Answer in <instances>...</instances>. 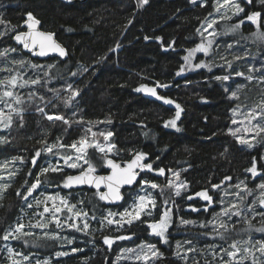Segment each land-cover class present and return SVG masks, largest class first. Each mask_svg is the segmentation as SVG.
<instances>
[{
	"label": "trees",
	"instance_id": "obj_1",
	"mask_svg": "<svg viewBox=\"0 0 264 264\" xmlns=\"http://www.w3.org/2000/svg\"><path fill=\"white\" fill-rule=\"evenodd\" d=\"M0 3V18L7 22L0 24V32H7L12 26L24 30L20 26L23 25L26 14L31 12L40 20V28L55 33V39L67 51V56L63 59L50 57L39 60L24 50L20 51L22 47L12 39L14 33L8 32L0 38V51L6 47H15L18 51L9 53L7 58L0 57V68L13 67L9 61L22 56L31 59L33 63L56 64L52 72L62 74L64 79H53L48 87L60 89L66 82L72 83L74 87L80 89V94L70 107H65L57 100L53 101L56 107L53 108L49 104L46 111L49 114H62L73 121L80 120L81 117L84 120L83 124L73 122L69 126L60 121L52 123L40 114L27 111L23 116V127L20 126V120H16L12 132L0 133V136L6 137L9 141L0 145V161L10 160L14 156H23L28 160L24 165L16 163L17 168L22 171L9 181L12 187L3 194V199H0L2 205L0 236L17 217L24 218L27 215V206L23 199L16 195V190L24 191L21 185L24 184L25 178L29 182L32 181V177H27V172L32 168L30 157L35 149L41 147L37 141L46 138L49 144H53L59 137L61 142L70 144L91 127L94 132L108 130L114 133L111 142L115 143L119 155L110 154V157L117 161L129 160L134 151H142L148 154V162L155 161L154 167L158 165L166 170L171 168L176 171L187 169L182 172L181 178L189 182V189L182 192L180 197H174L176 204L180 205V211L178 215L173 216L174 222L169 230L170 244H162L157 237L149 235L146 225L134 223L130 228L125 225L127 231L124 232H116L115 226L96 231L100 225L96 220H90L92 235L74 230L63 231L53 225L46 230H32L37 235L43 231H55L62 237H74L72 245L63 241L44 240L33 244L32 238H26L29 240L28 244L23 240L12 239L8 245L16 252H23L32 258L38 256L50 260L51 264H134L133 261L116 263L115 260L122 249L149 242L155 243L164 254L161 263L157 264H185L183 259L174 255L176 240L182 238L183 242L190 240L197 249H203V254L200 251L189 253L187 264H193L194 260L199 264H205L206 261L214 264L216 258L213 259L212 253L205 245L227 248L231 240L222 241L218 237L204 235L211 231V226L201 228L199 223L211 219L212 209L208 213L192 212L188 208L189 204L201 207L203 203L198 199L187 201L186 196L205 187L210 189V194L216 196L217 191L211 190L209 181L218 184L225 176L232 177V180L225 181L224 185H235L244 181L248 188L254 191L256 185L264 182V160L260 159L264 156V151L261 143L248 148L237 143L229 134L228 129L232 127L231 109L239 101L229 99L228 93L224 91V87L229 86L230 82L221 83L214 79L216 75L225 74L223 71L201 68L176 75L185 63L183 57L187 50L200 42L196 29L209 16V12L213 11L211 4L200 7V2L193 4L191 0H148V3L142 6L137 0H75L72 4H64L57 0H0ZM250 9L264 11L260 2L255 0ZM247 28L249 26L244 25L239 30L244 37L249 32ZM249 29L251 32L255 30L254 26ZM239 33L225 35L223 40L239 39ZM145 36L150 39L145 40ZM156 37L160 39L157 40ZM252 43L257 46L255 55L262 60L264 42L255 39ZM236 65L239 66V63ZM82 67H87L88 71L79 74ZM20 71H26L27 76L33 75L31 69ZM71 72H78V75L72 77ZM157 82L169 85L167 88H157V92L179 103L183 108L177 121L179 131L165 127V122L175 115L174 104H163L162 101L135 91L141 84L155 87ZM243 84L247 87L241 93V98L247 94L253 101H258L259 86L256 82ZM33 90L44 95L46 100L52 97V92L40 86L26 87L20 92L27 98V93ZM61 95L66 96L68 93L62 92ZM33 102L44 105L38 99ZM73 113L76 115L73 116ZM106 119H110L111 123H87ZM54 151L63 154L66 150ZM88 155L97 166V173H105V167L101 166L102 162L99 159L101 154L89 149ZM56 157L48 153L42 154L37 167L32 169L33 173L38 171L39 166H47L49 162L55 163ZM253 157L257 158L260 175L251 179L245 169L251 166ZM64 171L67 174L78 172L68 168ZM59 175L49 174L50 177L57 179ZM142 175L157 183H165L155 173L146 172ZM137 188L135 185L123 192L125 199L121 205L130 204ZM41 192L45 194L59 192L62 196H68L71 203L84 200V205L77 206L84 207L90 217L95 213L97 220L102 214L106 215L108 209L112 211L123 209L119 206L104 205L94 195L95 191L88 189L68 190L53 183L42 186L34 195L39 197ZM153 194L159 205L161 202L159 192L154 190ZM90 200L96 205L95 209L88 203ZM257 210L261 209L257 206ZM179 217L197 223L180 227ZM235 219L234 217L233 220ZM23 221L27 219L24 218ZM258 221L259 217L253 221L257 227ZM245 228L246 225L243 223L238 224L232 238L248 239L247 232L243 231ZM132 233L135 235L131 240L116 241L110 250L103 244V235ZM251 235L254 239L264 238V233L260 232L253 231ZM72 247L82 251L72 253ZM57 252H69V255L58 257ZM216 252H219V248ZM7 259L6 242L0 239V264H7Z\"/></svg>",
	"mask_w": 264,
	"mask_h": 264
},
{
	"label": "snow or ice",
	"instance_id": "obj_2",
	"mask_svg": "<svg viewBox=\"0 0 264 264\" xmlns=\"http://www.w3.org/2000/svg\"><path fill=\"white\" fill-rule=\"evenodd\" d=\"M193 4L197 3V0H191ZM260 5L264 8V0H259ZM140 5L148 3V0H139ZM211 4L213 9L209 12V16L205 18L204 22L196 32L199 34L201 40L195 47L187 50V55L183 57L185 65L188 68H208L211 71L214 66L213 61L205 62L201 60L199 63L193 64V59L197 53H202L204 56L214 55L217 50L221 48L219 38L229 34H236L239 32L242 26L246 23L254 26L255 30L250 33V36L258 41L264 42V11H246V6H253V0H200V7H207ZM235 18V21L233 22ZM224 23L223 28L218 26ZM7 23L0 18V24ZM131 23V21H129ZM40 20L37 19L31 12L26 14V19L21 25V28L26 30H18L17 26H12L7 32H0V38L7 35L8 32L14 33L12 39L16 41L22 48L20 51L27 50L32 56L47 57L50 53H56L59 57L63 58L67 56L66 49L57 42L55 39V33L51 31H44L40 28ZM145 40L150 37L145 36ZM159 40V37H156ZM246 39L243 33H240L239 39L234 40L233 43L224 44V51L233 49L240 43V40ZM174 43V41H173ZM119 44H117V48ZM113 49H110L112 51ZM15 47H6L0 51V57L7 58L9 53L17 52ZM232 59L229 60L227 56L221 54L220 59L224 62L220 67L223 69H232L234 61L244 59L248 56V52L245 51L243 55L230 53ZM9 63L13 67L0 68V72H7L9 75L0 79V127L11 128L13 124V116L19 117L20 126L23 127V116L26 109L22 106L25 104V99L16 91L17 88H26L30 86L44 87L48 92H52L53 96L46 100L45 96L39 94L37 91H29L27 93V100L32 102L38 99L44 104L43 107L36 105V111L44 116L48 121L55 123L60 121L65 125H71V123L83 124V117L80 120L73 121L70 118H66L62 114L52 113L45 111V108L49 104L53 108L56 104L53 101H60L65 107H70L72 102L80 94V89L73 86L72 83H67L60 89L50 88L48 84L53 79H64L60 73H53L52 69L56 68V64H38L33 63L31 59L21 57L19 59H12ZM31 69L32 76H27V72H21L20 70ZM185 67L182 66L176 75H181L185 71ZM87 67H82L79 70V74L87 72ZM255 72H260L259 76L253 75ZM70 75L75 77L78 72H71ZM27 76V78H25ZM235 77H244L249 83L256 81L259 87L258 95L260 99L253 101V98L244 95L241 98V93L247 87V85H237L236 90H231L230 86L224 87L225 93H228V98L231 100L239 101L232 111V124L241 123L243 127V135H238L241 132L240 128H229L228 132L232 135L237 143L245 145L248 148L255 146L254 142L264 143V65L261 68H255L249 66L247 68V75L243 71H229L224 75H216L214 79L225 83ZM169 85L160 84L157 82L155 87H149L148 85L141 84L135 89L137 92H143L154 97L158 101H162L163 104L175 105V115L172 119L165 122V127H172L179 131L177 121L181 117L183 108L179 103L167 98L157 92V88H167ZM68 93L66 96H62L61 93ZM241 106L247 109L242 112ZM8 109L7 112L4 109ZM73 116L76 114L73 113ZM243 116V120L238 121L235 117ZM246 121V123H245ZM89 124L95 123H111L110 119L104 121H88ZM88 133H91V139L88 137ZM253 134L251 139L246 138L247 135ZM114 133L112 131H100L93 132L91 127L85 130V134L79 139L74 140L70 144H65L57 137V142L49 144L46 138H42L37 141L41 145L39 149H35L34 154L30 157V163L32 168L28 169L27 177H32V181L29 182L27 178L24 180V184L20 189L16 190V195L21 197L25 202L27 208H41L42 211L33 212L31 218L27 223L23 222V217H17L13 224H10L5 230L4 234L0 236V239L8 241L9 238L16 240H23L25 244L29 243L26 238H32V243L37 244L39 241H63L68 245H72L74 237L61 236L59 232L55 231H43L42 234L37 235L31 229L46 230L50 225H54L56 229H69L75 232H82L85 235H92L90 220H96L100 225L96 231H103L105 228L115 225L116 232L127 231L125 225L129 228L134 223L146 225L149 230V235L158 237L162 244H170L169 242V229L173 225V216L178 215L180 211V205L176 204L174 197H180L182 192H187L189 189V182L186 179H182V172L168 168L167 170L158 165L154 167L155 161L148 162V154L142 151H134L132 158L126 162L117 163L114 159L110 158V154L119 155V150L116 148L115 143L111 142V138ZM97 137H103L104 143L101 144ZM9 143L6 137L0 136V145ZM55 149H65L63 154H60ZM93 149L101 154L99 157L102 162L101 166L110 169L108 175H97V166L92 163L91 158L88 155V150ZM227 151V149L225 150ZM48 153L52 156H59V160L56 163L49 162L47 166H39L38 171L33 173L32 169L37 167L38 159L42 154ZM223 155V153L221 154ZM158 160L159 157H156ZM264 160V156L260 157ZM60 160L63 163H60ZM83 161V164L80 163ZM24 165L28 162L23 156H14L10 160H4L0 162V173L6 172L7 175H0V181H6L14 179L15 176L22 171L20 168H16V163ZM85 165L87 167H85ZM11 167V170L10 169ZM65 167L68 169H78V174L65 173ZM245 171L252 174L253 177L260 175V170L257 167V158L253 157L251 166ZM155 173L157 176L165 177V183H157L147 178V176L141 175L142 173ZM168 173L171 175L169 176ZM49 174H60L59 179L56 177H50ZM232 177L225 176L224 179L218 183H211V190H220L225 181H231ZM56 184L57 187L63 189H72L87 185L90 188L95 189L94 195L98 197L100 201H104L107 204L118 205L122 207V211L107 210L106 215H101L99 220L95 213L90 217L89 212L84 207H78L77 205H84V200H79L76 203H71L68 196H62L59 192L54 194L40 193L37 197L34 195L42 186L46 184ZM133 185H137L140 191H144L146 188L158 190L161 197V202L158 205L157 199L150 192H145L144 195L134 193L132 195V202L127 206L119 204L124 201L125 197L121 189L125 186L131 188ZM12 187L10 183H0V199H3V194ZM238 191L229 193L227 189H224V194L218 200H214V195L210 194V189L205 187L200 191L188 194L186 196L187 201H193L197 198L205 203L201 207H196L193 204H189L188 208L192 212H205L211 211V219L201 221L199 227L208 228L211 226V231L204 233L218 237L222 241L231 240V243L227 248L220 247L219 245H205V247L212 253L213 259L216 256L223 253L220 256L222 264H245L246 261H250V264H264V238L254 239L251 235L253 231L264 233V182L256 185L259 189V196L248 202V197L253 195V189L248 188L244 181L233 185ZM105 190H101V189ZM243 193V194H242ZM234 196L236 199L228 201L224 199L227 196ZM29 197L32 198L34 203H30ZM95 209L96 205L92 201H88ZM214 203L222 205L219 211L212 208ZM257 205L259 209L257 210ZM2 206V205H0ZM175 208V213H174ZM23 211V209H21ZM236 218L233 220V218ZM259 217V227L253 223ZM35 221V222H33ZM196 221L179 217L178 226H187L196 224ZM243 223L246 228L243 231L247 232L249 238L243 240H237L232 238V233L237 231V225ZM29 229V230H25ZM135 233L130 235H103V244L110 250L112 245L116 241L131 240ZM187 245V247H186ZM171 246V245H170ZM219 248V252L216 249ZM8 259L11 264H23L24 261H29L30 257L23 252H15L12 248H8ZM82 251L76 247L71 248V252L75 253ZM200 251L203 254V249H197L192 245L190 240H186L183 243L177 241L175 244L174 255L185 261L187 264V254ZM126 254V255H125ZM69 252H57L56 256H67ZM163 253L157 247L155 243L142 242L137 245L136 248L123 249L121 253L122 259L131 258L134 264H156V262L163 258ZM223 256H227L228 260H224ZM15 257H20L16 259ZM36 264H51L50 260L40 261L37 260ZM193 264H199L198 261H193ZM205 264H211L206 261Z\"/></svg>",
	"mask_w": 264,
	"mask_h": 264
},
{
	"label": "rangeland",
	"instance_id": "obj_3",
	"mask_svg": "<svg viewBox=\"0 0 264 264\" xmlns=\"http://www.w3.org/2000/svg\"><path fill=\"white\" fill-rule=\"evenodd\" d=\"M138 2H139V0H137ZM256 2L257 1H259V0H255ZM197 2H200V0H197ZM0 6H1V3H0ZM242 6H245L246 7V11H250L251 9V6H246V5H242ZM235 21V18H234V20H233V22ZM245 25H247V26H249V28H252L253 26L251 25V24H249V23H246ZM223 26H224V23L222 22L220 25H219V28H223ZM249 28H247L248 29V31L249 32H247V34H249V33H251V30L249 29ZM0 31H1V28H0ZM253 32V31H252ZM239 33V32H238ZM237 33V34H238ZM240 34V33H239ZM246 34V39H244V40H240L241 42L238 44V45H236L233 49H231V50H229V51H224V48H223V46H224V44H226V43H233L234 42V40H237V39H232V40H230V39H226V40H223V36H222V38L221 39H219V42L221 43V48L219 49V50H217L216 52H215V54L214 55H210V56H204L202 53H197L196 54V56H195V58L193 59V64H195V63H199L201 60H203V61H205V62H208V61H213L214 62V66H212V68L211 69H217V70H220V72H224L225 74H227V72H229V71H243V72H245V74L247 75V68L249 67V66H254L255 68H261V66L262 65H264V57L262 58V60H259L258 59V57L255 55L256 54V50H257V46H256V44H254V43H252V41L253 40H255V38H253V37H251L250 35H247ZM200 37V36H199ZM200 40H201V38H200ZM200 43V42H199ZM255 46V48L253 47V46ZM245 51H247L248 52V56H246L244 59H241V60H238V61H234V63H233V68L232 69H227L226 68V66H225V68H221L220 67V65H222L224 62L220 59V55L221 54H223V55H225V56H227V58L229 59V60H231L232 59V55L230 54V53H236V54H240V55H243V53L245 52ZM29 54V53H28ZM29 55H31L32 56V54H29ZM186 55H187V52H186ZM239 63V66H235V64H238ZM183 66L185 67V71L181 74V75H183L184 73H186V72H188V71H190V70H199V69H201V68H199V69H197V68H188L187 67V65H185V63L183 64ZM205 69H208V68H205ZM261 73L260 72H255V73H253V75H255V76H259ZM6 75H9V73H7V72H0V79H3V77L4 76H6ZM224 75V74H223ZM25 78H26V76H25ZM228 82H230L229 83V86H230V88H231V90H236V88H237V85H240V84H243V83H246V82H248V81H246L245 79H244V77H235V76H233V78L232 79H230ZM253 82H256V81H253ZM149 87H151V86H149ZM260 87V86H259ZM21 89H23V88H17V89H15L14 91H16L17 93H19L22 97H23V92H20V90ZM0 90H3V89H0ZM48 92L46 91L45 92V94H47ZM142 94H144V95H147V96H150L149 94H146V93H143V92H141ZM52 96H53V93H52ZM150 97H152V96H150ZM24 99H25V104L24 105H22L25 109H26V111L24 112V113H26L27 111H33V112H35L36 114H40L39 112H37L36 111V105L38 104V103H34L33 101L32 102H29L28 100H27V98H25V97H23ZM154 98V97H153ZM39 106H41V107H43L44 105H40L39 104ZM0 107H3L2 105H0ZM235 107V106H234ZM233 107V108H234ZM4 111L5 112H7L8 111V109H4ZM45 111H46V108H45ZM241 111L242 112H244V111H247V109L246 108H244V107H241ZM47 112V111H46ZM231 114H232V112H231ZM41 115V114H40ZM41 117H43V118H45L44 116H42L41 115ZM238 121H241V120H243V116H237V117H235ZM46 119V118H45ZM16 120H20L19 119V117H16L15 115L13 116V124H12V126H11V128H7V129H5V128H2V127H0V133H2V132H5V131H8V132H12L13 130H14V127L16 126L15 125V122H16ZM47 120V119H46ZM245 123H246V121H245ZM243 127H244V125L243 124H241V123H237V124H232V129H236V128H240L241 129V132L240 133H238V135H243L244 133H243ZM94 132V131H93ZM252 135L253 134H251V133H249L248 135H247V137L246 138H248V139H251V137H252ZM88 137H89V139H91V133H89V135H88ZM98 140H99V142L101 143V144H103L104 143V140H103V137H99V138H97ZM255 143V145L257 144V143H259V142H254ZM262 144V146H263V151H264V143H261ZM5 160H9V159H5ZM57 160H59V156H57L56 158H55V163L57 162ZM4 160H2V161H0V162H3ZM60 163L62 164L63 163V161L62 160H60ZM80 163L81 164H83V161H80ZM11 167L12 166H10V169L9 170H11ZM15 167L17 168V165H15ZM86 167V166H85ZM66 168V167H65ZM71 170H78V169H71ZM79 171V170H78ZM249 173V172H248ZM250 174V176H251V179L252 178H254L253 176H252V174L251 173H249ZM0 175H7V173L6 172H4V173H0ZM171 174H169V176H170ZM160 178H162V180L165 182V177H161V176H159ZM9 181L10 180H6V181H0V183H5V182H7V183H9ZM227 189V191L229 192V193H232V192H235V191H238L237 189H235L234 187H233V185L231 184V185H229V184H225V185H223L222 187H221V189L220 190H217V194H216V196H214V200H218L221 196H223V194H224V189ZM158 191V190H157ZM145 192H150V193H152V195L154 196V190L153 189H151V188H146L144 191H140L139 190V188H137L136 189V191L134 192V193H138L139 195H144L145 194ZM47 194H49V193H47ZM243 194V193H242ZM259 196V189L258 188H256L254 191H253V195L252 196H249L247 199H248V202H251L253 199H255L256 197H258ZM161 198V197H160ZM198 200H200L199 198H197ZM224 199H226V200H228V201H231V200H234V199H236L234 196H231V195H229V196H227V197H224ZM203 204L205 203L204 201H202V200H200ZM28 202H30V203H34V201L32 200V198L31 197H29V201ZM132 202V201H131ZM130 202V203H131ZM222 205H220V204H218V203H214L213 204V206H212V208H215V210L216 211H219V209H220V207H221ZM258 206V205H257ZM28 210H30L29 212H28ZM123 210V209H122ZM38 211H42V206H41V208H39V209H37V208H32V209H29V208H27V215L24 217V218H26L27 219V221H23L24 223H27L28 222V220L31 218V216H32V213L33 212H38ZM107 214V213H106ZM33 222H35V221H33ZM54 226V225H53ZM113 226H115V225H113ZM55 227V226H54ZM180 227H182V226H180ZM26 231L27 230H29V229H25ZM32 230H34V229H31V231ZM37 230H41V229H37ZM61 230V229H60ZM64 230H69V229H63V231ZM170 230V229H169ZM158 238V237H157ZM159 239V238H158ZM12 241V238H9V240L8 241H5L6 242V251H7V249L10 247L8 244H9V242H11ZM159 241H160V239H159ZM177 241H180V242H182L183 243V241H182V238H178L177 240H176V242ZM141 244V243H140ZM176 244V243H175ZM139 245V244H138ZM137 247V245L136 246H134V247H130V248H136ZM186 247H187V245H186ZM11 248V247H10ZM13 249V248H12ZM125 249H128V248H125ZM14 250V249H13ZM123 250V249H122ZM122 250L119 252V254H118V256H117V258H116V260H115V262L116 263H120V262H124V261H133L131 258H129V259H122V258H120L121 257V253H122ZM15 251V250H14ZM161 251V250H160ZM174 251H175V246H174ZM16 252V251H15ZM189 254V253H188ZM187 254V255H188ZM126 255V254H125ZM221 255H223L222 253H220V255H218V257L216 256V260L214 261V264H222V261H221V259H220V256ZM7 257H8V251H7ZM30 257V259H29V261H24L23 262V264H36V261L37 260H40V261H44V260H47V259H41V258H39L38 256H35V257H31V256H29ZM16 259H20V257H15ZM223 259L226 261L227 259H228V257L227 256H223ZM161 261H162V259H160V260H158L157 262H156V264L157 263H161ZM7 264H11V261L9 260V259H7ZM247 263L246 264H250V261H246Z\"/></svg>",
	"mask_w": 264,
	"mask_h": 264
},
{
	"label": "water",
	"instance_id": "obj_4",
	"mask_svg": "<svg viewBox=\"0 0 264 264\" xmlns=\"http://www.w3.org/2000/svg\"><path fill=\"white\" fill-rule=\"evenodd\" d=\"M57 1H60V2H62V3H64V4H72V3H74V1L75 0H57ZM25 30H26V28H25ZM42 30V29H41ZM15 41V40H14ZM58 42V41H57ZM15 43H16V41H15ZM59 43V42H58ZM17 44V43H16ZM18 45V44H17ZM19 46H21V45H19ZM22 47V46H21ZM25 52H27V50H24ZM27 53H29V52H27ZM29 54H31V53H29ZM36 59H39V60H45V59H47V58H58V59H63V58H65V57H63V58H61V57H59L56 53H50L49 54V56H47V57H39V56H34ZM111 158V157H110ZM132 158V157H131ZM130 158V159H131ZM113 159V158H112ZM129 159V160H130ZM115 160V159H114ZM117 163H122V162H126V161H128V160H126V161H117V160H115ZM105 170H106V172L105 173H97L96 172V174L97 175H108V174H110V169H108V168H106L105 167ZM146 173V172H145ZM73 175H75V174H78V172H75V173H72ZM142 174H144V173H142ZM141 174V175H142ZM135 185H133L131 188H128V186H125L124 188H122L121 189V191H122V193L125 191V190H128V189H132L133 187H134ZM78 189H88V190H92V191H95V189L94 188H90L89 186H87V185H84V186H80V187H75V188H72V189H68V190H78ZM102 191L103 190H105V189H101ZM102 203L104 204V205H106V206H109V207H115V206H118V205H113V204H107L106 202H104V201H102ZM123 203V201H121V202H119V204H122Z\"/></svg>",
	"mask_w": 264,
	"mask_h": 264
},
{
	"label": "flooded vegetation",
	"instance_id": "obj_5",
	"mask_svg": "<svg viewBox=\"0 0 264 264\" xmlns=\"http://www.w3.org/2000/svg\"><path fill=\"white\" fill-rule=\"evenodd\" d=\"M24 30H25V28H24ZM15 42V41H14ZM19 46V45H18ZM21 47V46H20Z\"/></svg>",
	"mask_w": 264,
	"mask_h": 264
}]
</instances>
